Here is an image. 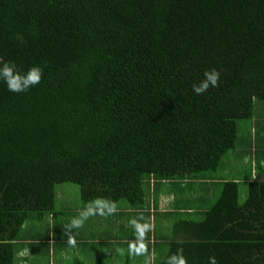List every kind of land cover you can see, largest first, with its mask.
I'll list each match as a JSON object with an SVG mask.
<instances>
[{
	"label": "trees",
	"instance_id": "16d2710c",
	"mask_svg": "<svg viewBox=\"0 0 264 264\" xmlns=\"http://www.w3.org/2000/svg\"><path fill=\"white\" fill-rule=\"evenodd\" d=\"M212 69L217 86L194 94ZM262 103L264 0H0V264L50 253L35 227L61 214L59 185L136 211L153 181L220 188L177 220L156 264L178 249L186 264H264V180L242 204L239 181L209 173L241 121L261 130Z\"/></svg>",
	"mask_w": 264,
	"mask_h": 264
},
{
	"label": "crops",
	"instance_id": "0c3cea01",
	"mask_svg": "<svg viewBox=\"0 0 264 264\" xmlns=\"http://www.w3.org/2000/svg\"><path fill=\"white\" fill-rule=\"evenodd\" d=\"M258 179L256 178V180ZM174 183L175 182L154 183L153 181L150 192L148 193L147 204L143 209L136 211L132 208H128L126 205H123L124 208L122 209L118 204L114 206V211L109 213L110 207L107 205H93L92 210L95 214L89 215L88 218L84 220L83 226L79 229L68 228L75 216H70V220L65 221L64 217L67 215L66 212H68V210L60 209V211H62L61 214H59L54 221L51 219L49 220L51 227V234L48 236L50 240V253L45 254L42 252L38 256L33 255L29 259H25L23 264H30V261H35L34 264H76L78 261L84 264H126L131 258L136 259L138 255L142 258L143 253H145L147 258H150L156 253L155 247L159 248V255H164L168 245V238H170V231L173 229L177 220L200 217L202 215V209H205V205H207L209 199H215L214 193L209 190V188L213 189V185L215 184H211L212 187L208 188L203 183L202 186H200L199 181L195 183H187L184 181L178 184ZM174 189H179L178 193L182 196V200L179 202H174ZM194 190H198V192H194ZM196 200H199V202H196ZM190 208H195V210H190ZM86 210L88 209H85L81 213ZM100 213H103V215ZM76 214L79 213L77 212ZM131 215L136 216L134 219L141 225H150L149 230L144 232L142 238H138L135 229L129 224V217ZM176 215L178 217H176ZM91 216H95L99 223L91 225ZM159 219L165 224H162V228H164L165 231L162 235L156 233L157 220ZM88 220V225L84 227ZM142 220L143 224L141 223ZM83 227V231H86L85 233L91 236L98 234L102 237L99 231L105 232L108 229L111 230V233L108 235V240H103L101 238L100 240L94 241L92 238H89L87 234H82L83 231L80 232V229ZM35 228L39 229L37 226ZM129 230L131 235L128 234ZM37 236L38 235L33 233L31 238ZM69 236L75 240V245L69 244ZM130 243L134 245V249L131 253L129 252ZM140 244L144 245L142 249L140 248ZM41 248L42 247H38V249ZM117 249L122 251L118 252ZM88 257L91 259H88ZM20 262L22 261L20 260ZM31 264H33V262Z\"/></svg>",
	"mask_w": 264,
	"mask_h": 264
},
{
	"label": "rangeland",
	"instance_id": "374dc122",
	"mask_svg": "<svg viewBox=\"0 0 264 264\" xmlns=\"http://www.w3.org/2000/svg\"><path fill=\"white\" fill-rule=\"evenodd\" d=\"M263 104V103H262ZM264 105V104H263ZM264 115V111H259L256 108V119L261 122L260 119L257 117H262ZM264 120V119H263ZM253 127V122L250 121H241L239 124V143L236 150L229 152L226 157L223 159L222 164L218 171L216 172H209L210 173V179L215 178H223L226 181H232L238 180L240 182L239 184V196H240V202L243 204L247 199V181L250 179L256 180L259 177L262 180L264 179V124L261 127V130L257 131L256 129H251ZM250 141L251 140V146L245 145L246 142L244 140ZM259 140L257 147H255V139ZM248 144V143H247ZM257 151V154L255 153ZM206 179V176H205ZM201 186V185H200ZM216 189L214 190L215 199H209L207 205H205V208H208L212 203L216 201L220 194V188L218 186H215ZM180 188V187H179ZM179 189H174V202H179L182 200V196L179 195ZM194 192H198V190H194ZM105 205L104 202L100 203H85L81 200L80 197V190L79 187L75 184L67 183L62 184L57 187V199H56V208L59 209H67L68 212H66L67 215H65L64 220L69 221L70 216H75L74 218H79L80 213L84 211L85 209H92L93 205ZM123 205H126L128 208H131L126 202H123L119 204L118 206L122 209L124 208ZM79 214H76V213ZM99 217V216H98ZM136 216L131 215L129 217V220L134 219ZM145 217V216H143ZM176 217H178L176 215ZM138 218V216H137ZM115 220L114 218H112ZM143 220L141 221V223ZM49 220L46 219L44 225H41L40 229L38 231L41 234H45L46 236H50V232H46L44 226L46 224H49ZM89 223V220L86 221L84 227H86ZM99 221L95 216L90 217V224L96 225ZM164 222L157 220V229L156 233L158 235L164 234V228H162V224ZM143 224V223H142ZM114 225V224H113ZM165 225V224H163ZM83 228L80 229V232L83 231ZM97 228V227H96ZM79 229V228H78ZM86 231H83L82 234H87L89 238H92V240H100L101 238L103 240H108V235H110L111 230L108 229L107 231H99L102 234V237L97 235H89L88 233H85ZM128 234L131 235L130 230L128 231ZM162 256V255H160ZM88 259H91L88 257ZM35 261H30V264ZM124 262V261H123ZM158 263V259L152 255L150 258H147L145 253H143L142 258L138 255L136 259L131 258V264H156ZM108 264V263H105ZM115 264H125V263H115Z\"/></svg>",
	"mask_w": 264,
	"mask_h": 264
},
{
	"label": "clouds",
	"instance_id": "9594fccd",
	"mask_svg": "<svg viewBox=\"0 0 264 264\" xmlns=\"http://www.w3.org/2000/svg\"><path fill=\"white\" fill-rule=\"evenodd\" d=\"M4 71H5L6 76L10 73V69H8L7 66H5ZM40 71L41 70L38 68H32L29 70L27 79L25 81L26 87L29 83L34 85V84L39 82V74L38 73H40ZM203 75H204V79L201 80V82L198 85L194 84L192 87V91L196 95H201L204 92H206L208 90L209 86L216 87L220 74L217 70L212 69L210 71H205ZM9 90L10 91H21L22 89H20L18 86H14L12 83L9 82ZM93 203H100V201L97 200V201H94ZM105 203L107 204L109 202H105ZM112 211H114V205H112V207L109 209V213H111ZM92 214H95V213L93 212V210L91 208L86 210L85 212L81 213L79 218H73L70 225L68 226V228L74 229V228L82 227L84 220H86L88 218V216L92 215ZM100 214L103 215V213H100ZM129 224H131L133 226V228L135 229L138 238H142L144 232L149 230V228H150V225H148V224L141 225L140 223H138V221L136 219L130 220ZM66 231H67V229H66ZM68 242L71 245H75V240L72 239L71 236H69ZM143 247H144V245L140 244V248L142 249ZM133 249H134V245L130 243L129 244V252L131 253L133 251ZM117 251L120 252L122 250L117 249ZM166 264H186L185 258L183 256V250L178 249L176 254H173L172 256L169 257ZM208 264H217L216 258L214 256L209 257Z\"/></svg>",
	"mask_w": 264,
	"mask_h": 264
}]
</instances>
